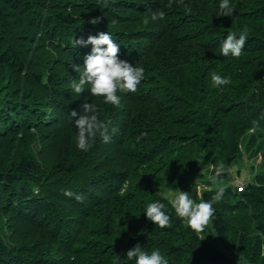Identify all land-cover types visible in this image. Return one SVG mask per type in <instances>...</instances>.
<instances>
[{
  "label": "trees",
  "instance_id": "trees-1",
  "mask_svg": "<svg viewBox=\"0 0 264 264\" xmlns=\"http://www.w3.org/2000/svg\"><path fill=\"white\" fill-rule=\"evenodd\" d=\"M220 2L0 0V264H135L126 254L136 245L159 249L168 264H242L235 256L264 264V170L241 192L224 187L213 205L225 251L186 227L165 195L187 192L190 174L207 164L230 165L251 128L264 166V0H229L231 16L219 15ZM160 11L164 19L152 21ZM244 28L240 57L222 56L227 34ZM106 31L118 58L145 70L135 93H117L120 107L88 86L71 89L92 48L75 39ZM213 73L230 84L214 87ZM84 103L97 106L111 136L86 152L71 116ZM155 201L172 227L147 219Z\"/></svg>",
  "mask_w": 264,
  "mask_h": 264
},
{
  "label": "clouds",
  "instance_id": "clouds-1",
  "mask_svg": "<svg viewBox=\"0 0 264 264\" xmlns=\"http://www.w3.org/2000/svg\"><path fill=\"white\" fill-rule=\"evenodd\" d=\"M187 7V6H186ZM219 15L231 16L234 12V6L230 5L229 0H221L219 3ZM165 13L160 11L153 14L151 20L164 19ZM97 23V19L91 21ZM149 19L146 17L144 23L147 25ZM248 39V29L244 28L237 38L235 32L227 34L226 39L222 41L221 55L238 58L242 54V50ZM75 46H92L90 54L86 55L84 60V70L80 75L78 82L73 81L71 89L76 94H82L85 87L91 95L103 98L106 104L120 107L121 97L117 93H135L138 85L144 77V68L136 67L126 61L120 60L118 54L119 45L114 43L112 36L106 32H100L97 36H89L87 41L79 39L74 41ZM74 71H80L78 65L74 67ZM212 82L214 87H221L230 84V78L223 77L219 74H212ZM83 114L78 115L77 111L72 110L71 116L75 119L77 129L76 146L81 151H88L91 147L90 140L94 142L97 136L101 137L104 143H109L111 136L109 135L107 124L101 121L98 116L97 106L91 103L82 105ZM264 118V117H262ZM255 123V122H254ZM113 133L116 131L112 130ZM138 137L139 140L142 138ZM223 165L216 170V176L220 175ZM216 176H209V180L213 185H217L215 195L210 200L201 199L196 202L189 196L186 191H179L170 200L171 207L174 209L175 215L184 222L186 227L194 231L198 236L204 231L205 227L210 223L211 218L215 214L213 205L222 200L225 188L217 184ZM64 195L69 198H75L78 202H82L84 197L82 194L75 193L71 190H65ZM123 195V192H121ZM165 204L159 201L147 204L144 214L161 229L172 227L171 217L163 210ZM204 239V238H203ZM201 239V240H203ZM126 257L129 261L135 259V264H168L167 259L161 254L159 249L150 253L142 250L140 245L127 251Z\"/></svg>",
  "mask_w": 264,
  "mask_h": 264
},
{
  "label": "rangeland",
  "instance_id": "rangeland-1",
  "mask_svg": "<svg viewBox=\"0 0 264 264\" xmlns=\"http://www.w3.org/2000/svg\"><path fill=\"white\" fill-rule=\"evenodd\" d=\"M253 133L257 134V129L251 128L249 129V131L242 135V138L239 142L241 154H239L230 165L225 166V163H221V165H223V170L220 172V174L225 173L227 175L226 179H220L219 176H216L217 168L213 163L207 164L203 166V168L198 169L190 174L187 179V183L189 185V187L187 186V192L189 193V196L191 198L195 195L194 192L198 194L199 199V196H201L203 191L217 188V185H213L211 183V181L209 180V176H216L217 184L219 186H232L237 189L239 185H246L247 183L253 181L255 175L264 170V166L262 165L263 150H258L257 148L262 138L258 137V142H256V145L250 146V143L252 141H250V135ZM205 156L206 154L202 155L200 161H203L205 159ZM183 187L184 186L176 190H168L165 192V195L171 200L172 198H174V195ZM194 189L196 190L194 191ZM200 236L202 239L204 238L203 240L209 242L217 249L225 251L222 242L213 230L212 221H210V223L205 227ZM234 259L242 264H251L245 258H242L240 256H235Z\"/></svg>",
  "mask_w": 264,
  "mask_h": 264
},
{
  "label": "built area",
  "instance_id": "built-area-1",
  "mask_svg": "<svg viewBox=\"0 0 264 264\" xmlns=\"http://www.w3.org/2000/svg\"><path fill=\"white\" fill-rule=\"evenodd\" d=\"M246 187V185L245 184H241V185H239L237 188H238V191H243V188H245Z\"/></svg>",
  "mask_w": 264,
  "mask_h": 264
}]
</instances>
